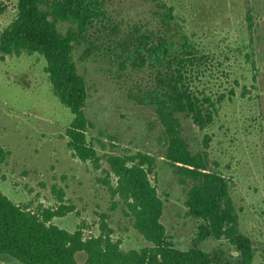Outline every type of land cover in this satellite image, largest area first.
<instances>
[{"label": "rangeland", "instance_id": "rangeland-1", "mask_svg": "<svg viewBox=\"0 0 264 264\" xmlns=\"http://www.w3.org/2000/svg\"><path fill=\"white\" fill-rule=\"evenodd\" d=\"M165 1L174 9L179 30L205 57L193 70L192 86L215 100L224 95L212 124L201 129L181 114L178 131L189 152L204 160L200 171L230 181L240 231L251 238L257 261L264 259V0ZM16 5L17 0H0V31L15 18ZM106 9L112 30H92L74 50L88 87V133L102 158L100 168L68 149L73 114L54 95L45 59L37 53H0V192L38 211L56 206L53 188H61L74 211L54 224L71 232L81 227L87 237L98 235L106 221L124 250L143 248L149 243L125 215L124 205L115 206L118 200L105 180L107 155L146 153L155 159L150 177L164 202L162 221L174 245L222 253L235 264V250L202 238L200 221L189 216L185 201L198 180L184 172L186 166L168 159L165 128L145 101L156 72L138 57L130 59L134 28L157 30L154 5L151 0H109ZM249 14L253 26L246 21ZM71 26L60 23L59 29L66 32ZM85 257L77 254L79 262ZM0 264L21 263L0 255Z\"/></svg>", "mask_w": 264, "mask_h": 264}, {"label": "trees", "instance_id": "trees-1", "mask_svg": "<svg viewBox=\"0 0 264 264\" xmlns=\"http://www.w3.org/2000/svg\"><path fill=\"white\" fill-rule=\"evenodd\" d=\"M109 0H17L16 16L0 31V53L3 57L37 53L46 61L54 95L73 114L67 128V147L84 163L100 168L102 158L89 138L90 121L85 108L88 87L74 58L75 47L92 30L114 27L106 9ZM157 15L156 31L135 27L131 41H136L130 59H140L153 67L156 83L146 92L145 101L156 109L168 138V159L186 166L197 184L185 201L189 216L200 221V236L226 242L237 253L235 264H254L251 238L242 233L230 196V181L203 173L204 160L192 155L180 135L177 116L185 114L201 129L212 124L219 100L199 94L192 86L193 70L205 58L190 37L179 30L173 7L165 0H151ZM251 14L247 17L253 26ZM60 23L72 26L66 32ZM132 41V43H133ZM128 42V41H127ZM120 46L124 44L119 43ZM249 94V91H247ZM223 97V98H222ZM218 100V101H217ZM105 180L115 206L122 203L124 213L134 228L149 243L139 249L124 250L121 241L112 237L106 221L96 236L85 237L81 227L73 232L53 223L74 211L66 205L65 192L53 191L57 205L33 211L19 205L0 192V255L21 264H230L226 256L199 246L180 249L167 235L162 221L164 202L152 183L154 157L137 152L132 155L110 154ZM196 168V170H193ZM114 180V181H113ZM84 253L79 262L77 254ZM230 258V257H229Z\"/></svg>", "mask_w": 264, "mask_h": 264}, {"label": "crops", "instance_id": "crops-1", "mask_svg": "<svg viewBox=\"0 0 264 264\" xmlns=\"http://www.w3.org/2000/svg\"><path fill=\"white\" fill-rule=\"evenodd\" d=\"M219 242V241H218ZM255 254V253H254ZM236 255H237V253H236ZM236 257V256H235ZM262 257H260L259 259H258V261H257V256H256V254L254 255V264H264V259L262 258Z\"/></svg>", "mask_w": 264, "mask_h": 264}]
</instances>
